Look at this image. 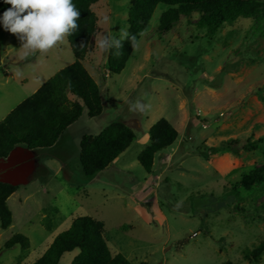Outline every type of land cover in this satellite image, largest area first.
<instances>
[{
	"label": "rangeland",
	"instance_id": "374dc122",
	"mask_svg": "<svg viewBox=\"0 0 264 264\" xmlns=\"http://www.w3.org/2000/svg\"><path fill=\"white\" fill-rule=\"evenodd\" d=\"M130 8L131 0H100L92 7L99 21L83 64L100 85L101 116L92 119L85 111L52 148L23 146L0 160V181L17 187L8 200L13 225L2 230L0 221V264H34L85 216L104 222L111 253L133 264H264V252L252 255L264 249V186L248 191L240 185L264 164V146H246L264 137V21L241 18L209 36L195 25L196 14L161 34L168 8L159 5L125 68L114 75L108 64L114 43L104 51L96 37L127 34L126 40ZM21 46L18 35L0 25V123L75 62L67 36L44 53ZM137 100L145 111L131 110ZM200 110L207 116L197 118ZM161 119L179 137L149 174L138 157ZM128 121L136 124L130 148L107 170L86 176L82 139ZM16 235L30 241L28 251L6 249ZM78 254H65L60 264H72Z\"/></svg>",
	"mask_w": 264,
	"mask_h": 264
},
{
	"label": "trees",
	"instance_id": "16d2710c",
	"mask_svg": "<svg viewBox=\"0 0 264 264\" xmlns=\"http://www.w3.org/2000/svg\"><path fill=\"white\" fill-rule=\"evenodd\" d=\"M100 0H73L80 11L78 28L68 35L75 62L59 71L31 97L19 104L0 123V160L8 159L17 147L29 151L49 149L57 144L65 131L75 124L85 111L89 118H98L103 113L100 85L96 82L83 61L90 52L92 38L97 32L98 16L92 7ZM159 5L167 6L160 18L161 34H168L176 23L192 19L198 15L195 25L214 36L226 24L235 25L241 18L264 21V2L260 0H131L128 17L129 36L121 40L122 48L114 43L109 52V69L114 75L120 74L136 48L131 36L138 43L146 31L149 19ZM0 0V14L10 8ZM119 53V54H117ZM179 137V132L167 119H161L150 129V144L139 155L141 166L151 174L156 158L171 149ZM136 138L132 127L125 123H114L106 127L98 136H85L81 142L80 162L86 176L92 177L107 170L132 145ZM256 141V140H255ZM259 143L248 142L249 151H260L264 137ZM262 145V146H261ZM264 153V149L260 151ZM240 185L251 191L264 186V164L254 167L242 177ZM17 191L11 183L0 181V221L1 229L13 225V214L8 200ZM46 228L53 231V222L45 218ZM21 246L24 251L31 248L30 241L16 235L6 243V249ZM79 250L72 264H133L122 254H112L106 239V226L92 217L76 218L70 229L59 234L44 255L34 264H60L67 253ZM264 252L261 247L252 255ZM260 255V254H259ZM250 254L245 259L250 261ZM148 264V263H141ZM233 264V263H228Z\"/></svg>",
	"mask_w": 264,
	"mask_h": 264
},
{
	"label": "clouds",
	"instance_id": "9594fccd",
	"mask_svg": "<svg viewBox=\"0 0 264 264\" xmlns=\"http://www.w3.org/2000/svg\"><path fill=\"white\" fill-rule=\"evenodd\" d=\"M10 8L0 14V25L5 31L17 34L22 42L20 49L26 52L44 53L62 42L78 28L80 11L73 0H3ZM121 39L110 35H97L96 46L104 51L115 43L122 48ZM133 47H138L135 36H131ZM119 54V53H117ZM146 105L137 100L132 111H145Z\"/></svg>",
	"mask_w": 264,
	"mask_h": 264
},
{
	"label": "crops",
	"instance_id": "0c3cea01",
	"mask_svg": "<svg viewBox=\"0 0 264 264\" xmlns=\"http://www.w3.org/2000/svg\"><path fill=\"white\" fill-rule=\"evenodd\" d=\"M94 38V37H93ZM102 77H103V75H102ZM107 77V75L105 76V78ZM99 84V83H98ZM12 112V111H11ZM131 121H128L127 123H125V124H127L128 126H130V127H132L133 125H136L135 123H138L136 120H133V122H135V123H130ZM71 127V126H70ZM69 127V128H70ZM18 151H21V152H23V147L21 146V147H17L16 149H15V151L11 154V156L8 158V159H10L14 154H16V152H18ZM8 159H6V161H8ZM7 183H10V182H7ZM11 184H13V183H11Z\"/></svg>",
	"mask_w": 264,
	"mask_h": 264
},
{
	"label": "built area",
	"instance_id": "2783aa9c",
	"mask_svg": "<svg viewBox=\"0 0 264 264\" xmlns=\"http://www.w3.org/2000/svg\"><path fill=\"white\" fill-rule=\"evenodd\" d=\"M205 116H207V114L202 112L201 110L196 113L197 118H203ZM203 127H204V129L208 128L207 124H204Z\"/></svg>",
	"mask_w": 264,
	"mask_h": 264
}]
</instances>
